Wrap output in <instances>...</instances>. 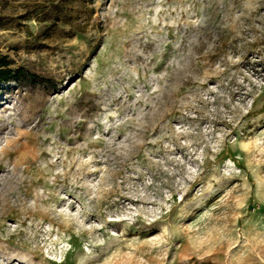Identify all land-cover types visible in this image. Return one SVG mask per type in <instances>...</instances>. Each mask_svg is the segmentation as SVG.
Listing matches in <instances>:
<instances>
[{
    "label": "rangeland",
    "instance_id": "rangeland-1",
    "mask_svg": "<svg viewBox=\"0 0 264 264\" xmlns=\"http://www.w3.org/2000/svg\"><path fill=\"white\" fill-rule=\"evenodd\" d=\"M0 56V264H264V0H0Z\"/></svg>",
    "mask_w": 264,
    "mask_h": 264
},
{
    "label": "trees",
    "instance_id": "trees-1",
    "mask_svg": "<svg viewBox=\"0 0 264 264\" xmlns=\"http://www.w3.org/2000/svg\"><path fill=\"white\" fill-rule=\"evenodd\" d=\"M10 66L11 62L6 57L0 56V83L19 82L20 80L31 78V75L25 69H11Z\"/></svg>",
    "mask_w": 264,
    "mask_h": 264
},
{
    "label": "bare ground",
    "instance_id": "bare-ground-1",
    "mask_svg": "<svg viewBox=\"0 0 264 264\" xmlns=\"http://www.w3.org/2000/svg\"><path fill=\"white\" fill-rule=\"evenodd\" d=\"M22 151V150H21ZM27 152H25L24 153V156H25V154H26ZM29 153V152H28ZM23 155V154H22ZM20 163H24V164H30V160L27 158V156L26 157H22L21 156V158H20V162H19V164ZM16 164H15V170H16ZM18 167H19V165H18ZM7 199V198H6ZM3 204V203H2ZM1 209V208H0ZM14 209L15 208H12V207H10L8 204H6L2 209H1V211H0V215L1 216H3V215H5V214H7L8 212H10V211H14ZM11 215V214H10Z\"/></svg>",
    "mask_w": 264,
    "mask_h": 264
}]
</instances>
